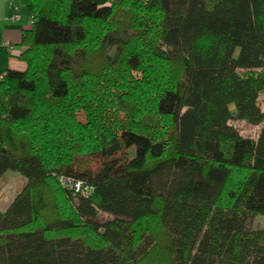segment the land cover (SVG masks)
<instances>
[{
	"label": "trees",
	"instance_id": "16d2710c",
	"mask_svg": "<svg viewBox=\"0 0 264 264\" xmlns=\"http://www.w3.org/2000/svg\"><path fill=\"white\" fill-rule=\"evenodd\" d=\"M22 1L0 264H264V0Z\"/></svg>",
	"mask_w": 264,
	"mask_h": 264
},
{
	"label": "crops",
	"instance_id": "0c3cea01",
	"mask_svg": "<svg viewBox=\"0 0 264 264\" xmlns=\"http://www.w3.org/2000/svg\"><path fill=\"white\" fill-rule=\"evenodd\" d=\"M30 27L31 14L22 0H0V78L9 68L24 67L21 38Z\"/></svg>",
	"mask_w": 264,
	"mask_h": 264
},
{
	"label": "rangeland",
	"instance_id": "374dc122",
	"mask_svg": "<svg viewBox=\"0 0 264 264\" xmlns=\"http://www.w3.org/2000/svg\"><path fill=\"white\" fill-rule=\"evenodd\" d=\"M111 52L114 53L115 51L112 50ZM260 105L264 110V92L260 97ZM79 115L81 119H84L83 113H80ZM233 123L244 136L258 137L261 128L260 125H254L245 120H235ZM109 156H111V154H94L89 159L90 165L93 169H97L101 165L103 159H106ZM25 185L26 179L20 175V173L16 171H8L0 180V209L5 210ZM101 217L104 218L107 217V215L102 214ZM263 225L264 216H259L255 222L254 228H260Z\"/></svg>",
	"mask_w": 264,
	"mask_h": 264
}]
</instances>
